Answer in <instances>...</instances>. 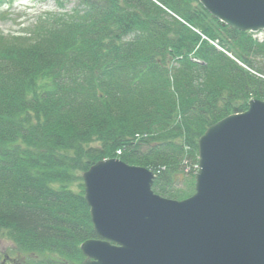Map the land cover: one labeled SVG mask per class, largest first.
Masks as SVG:
<instances>
[{
  "label": "trees",
  "instance_id": "16d2710c",
  "mask_svg": "<svg viewBox=\"0 0 264 264\" xmlns=\"http://www.w3.org/2000/svg\"><path fill=\"white\" fill-rule=\"evenodd\" d=\"M58 1L74 7L0 33V240L13 244L0 264L84 260L99 235L83 173L101 159L153 170L162 196L192 195L200 136L264 100V41L199 0Z\"/></svg>",
  "mask_w": 264,
  "mask_h": 264
},
{
  "label": "water",
  "instance_id": "95a60500",
  "mask_svg": "<svg viewBox=\"0 0 264 264\" xmlns=\"http://www.w3.org/2000/svg\"><path fill=\"white\" fill-rule=\"evenodd\" d=\"M225 24L264 28V0H199ZM155 172L120 158L83 173L97 238L80 264H264V100L211 124L199 138L195 192L153 189Z\"/></svg>",
  "mask_w": 264,
  "mask_h": 264
},
{
  "label": "rangeland",
  "instance_id": "374dc122",
  "mask_svg": "<svg viewBox=\"0 0 264 264\" xmlns=\"http://www.w3.org/2000/svg\"><path fill=\"white\" fill-rule=\"evenodd\" d=\"M73 7V1L60 4L58 0H22L13 4H0V33L25 36L38 24L42 14L50 10L69 12ZM12 247V242L0 240V250Z\"/></svg>",
  "mask_w": 264,
  "mask_h": 264
},
{
  "label": "built area",
  "instance_id": "2783aa9c",
  "mask_svg": "<svg viewBox=\"0 0 264 264\" xmlns=\"http://www.w3.org/2000/svg\"><path fill=\"white\" fill-rule=\"evenodd\" d=\"M259 40L264 41V34L262 32L259 33ZM118 153H121V150H118Z\"/></svg>",
  "mask_w": 264,
  "mask_h": 264
},
{
  "label": "flooded vegetation",
  "instance_id": "af4514ba",
  "mask_svg": "<svg viewBox=\"0 0 264 264\" xmlns=\"http://www.w3.org/2000/svg\"><path fill=\"white\" fill-rule=\"evenodd\" d=\"M2 252L4 253V250H2ZM8 259H10V260L12 259L13 262H15L17 260L15 257H9V256H8ZM3 263H4V260H3Z\"/></svg>",
  "mask_w": 264,
  "mask_h": 264
}]
</instances>
